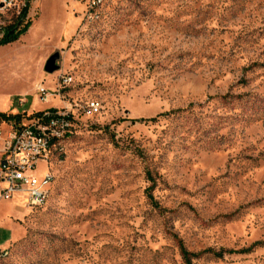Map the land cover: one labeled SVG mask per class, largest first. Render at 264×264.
Returning a JSON list of instances; mask_svg holds the SVG:
<instances>
[{
    "label": "rangeland",
    "instance_id": "374dc122",
    "mask_svg": "<svg viewBox=\"0 0 264 264\" xmlns=\"http://www.w3.org/2000/svg\"><path fill=\"white\" fill-rule=\"evenodd\" d=\"M26 5L27 34L0 46V112L100 114L37 165L54 175L43 207L0 203V264H186L182 247L264 264V0H19L0 40Z\"/></svg>",
    "mask_w": 264,
    "mask_h": 264
},
{
    "label": "built area",
    "instance_id": "2783aa9c",
    "mask_svg": "<svg viewBox=\"0 0 264 264\" xmlns=\"http://www.w3.org/2000/svg\"><path fill=\"white\" fill-rule=\"evenodd\" d=\"M19 0H0V7L18 8ZM90 9L100 8L102 0H88ZM23 8V7H22ZM97 16V13L95 14ZM72 80L61 78L55 93H49L43 85L36 88V94L42 104L60 98L62 89L67 88ZM59 90V91H58ZM20 101V107L25 105ZM100 114L97 103L87 102L75 111L51 110L33 117L28 124H16L9 134L0 162V203L10 202L15 197L24 199L27 210H35L45 205V196L49 193L54 175L47 171L41 178L33 175L41 162L50 168L52 152L66 154L62 144V135L73 133L79 117L93 118ZM1 121V120H0ZM1 136V135H0Z\"/></svg>",
    "mask_w": 264,
    "mask_h": 264
},
{
    "label": "trees",
    "instance_id": "16d2710c",
    "mask_svg": "<svg viewBox=\"0 0 264 264\" xmlns=\"http://www.w3.org/2000/svg\"><path fill=\"white\" fill-rule=\"evenodd\" d=\"M28 12H29L28 5L21 8L20 14L18 17V23L3 32V38L0 40V46H7L12 43H15L16 41L20 39V37L27 34L29 28L31 27V24L27 23L26 27H24V29L21 31L18 30V25L20 24V22H23L24 20L27 19ZM0 31H2L1 28H0ZM40 114L41 113L33 114L31 115V117H29V119L31 120L33 117H36ZM0 120L5 123H13L15 125L20 124L21 122L19 115L18 116H7L5 114H0ZM151 121L153 122L154 120H151ZM181 254H182V258L185 261V263L191 264L192 255L189 254L183 247L181 248Z\"/></svg>",
    "mask_w": 264,
    "mask_h": 264
},
{
    "label": "crops",
    "instance_id": "0c3cea01",
    "mask_svg": "<svg viewBox=\"0 0 264 264\" xmlns=\"http://www.w3.org/2000/svg\"><path fill=\"white\" fill-rule=\"evenodd\" d=\"M0 114H3V112H0ZM14 126L15 124L13 123H5V122L0 121V135H1L0 136V162L2 160V155H3L2 152L4 150L5 142L7 141L9 134L13 130ZM16 200H17V197H15L12 201H10L11 206L13 207L12 213H14L17 216V218H22L25 216V213H26L25 211H27V209L24 206L23 208L15 206L14 203ZM13 238H15V235Z\"/></svg>",
    "mask_w": 264,
    "mask_h": 264
},
{
    "label": "water",
    "instance_id": "95a60500",
    "mask_svg": "<svg viewBox=\"0 0 264 264\" xmlns=\"http://www.w3.org/2000/svg\"><path fill=\"white\" fill-rule=\"evenodd\" d=\"M60 60V54L56 53L51 56L44 66V72L48 75H53L54 73L59 71V67L57 63Z\"/></svg>",
    "mask_w": 264,
    "mask_h": 264
},
{
    "label": "bare ground",
    "instance_id": "6f19581e",
    "mask_svg": "<svg viewBox=\"0 0 264 264\" xmlns=\"http://www.w3.org/2000/svg\"><path fill=\"white\" fill-rule=\"evenodd\" d=\"M68 136H70V133H67V134L62 135V142H63ZM54 153H58V152H52V156H53ZM52 156H51V158H52Z\"/></svg>",
    "mask_w": 264,
    "mask_h": 264
}]
</instances>
